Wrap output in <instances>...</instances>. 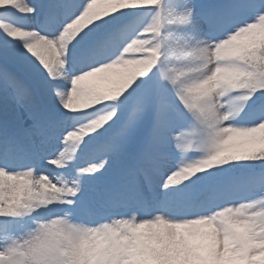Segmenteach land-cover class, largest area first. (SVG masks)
<instances>
[{
  "label": "snow or ice",
  "instance_id": "obj_1",
  "mask_svg": "<svg viewBox=\"0 0 264 264\" xmlns=\"http://www.w3.org/2000/svg\"><path fill=\"white\" fill-rule=\"evenodd\" d=\"M0 264H264V0H0Z\"/></svg>",
  "mask_w": 264,
  "mask_h": 264
}]
</instances>
